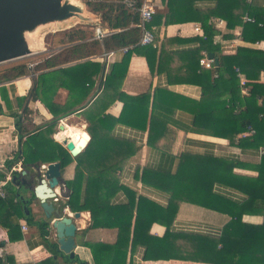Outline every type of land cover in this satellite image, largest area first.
Instances as JSON below:
<instances>
[{"label": "trees", "instance_id": "obj_1", "mask_svg": "<svg viewBox=\"0 0 264 264\" xmlns=\"http://www.w3.org/2000/svg\"><path fill=\"white\" fill-rule=\"evenodd\" d=\"M132 9L125 7L120 0H106L103 3H90L88 9L100 16L101 28L105 33L95 37L92 27H78L65 32L58 44L62 49L44 58L32 67L33 86L21 98H17L14 112L19 151L7 169L17 162L32 163L38 169L43 163H60L61 169L75 163L74 175L66 182L68 201L66 205L73 213L89 212L88 229H115L116 241L109 243L84 242L89 247L93 264H126L129 250L137 246L144 248V261L182 260L205 264H264V220L260 225L242 221V214L235 211L237 206L251 209L264 208V51L238 48L235 55L218 56L213 69L200 68V51L214 50L213 39L217 34L212 20L219 18L227 29L242 24L241 18L248 15L255 23L243 25V40L249 43L264 41V25L258 26L264 16V0H162L165 13H154L146 28L152 32L153 26H170L197 23L203 31L204 39L197 38L199 49L191 54H183L187 61L185 78L180 82L198 84L203 96L194 103L169 91L156 90L154 95L130 96L120 91L132 54L145 57L151 73H169L163 70V56H157V39L149 45H139V7L142 0H135ZM207 1L211 6L201 7L198 3ZM153 34V33H152ZM167 42V41H166ZM165 46V42L162 44ZM120 62L111 64L106 72L104 62L99 59L106 54L122 52ZM159 63L155 69L156 58ZM238 68L246 80L248 93L241 95ZM156 70V71H155ZM27 65L20 64L0 73V84L29 75ZM100 79L102 88L98 96L89 104L94 93L95 80ZM59 89L68 92L64 104L55 102ZM96 95V94H94ZM0 101L11 109V99L4 86L0 87ZM115 101L122 103L118 117L106 113ZM28 102H40L51 114L48 122H32L36 113ZM164 102L192 113L193 121L189 132L228 141V146L249 149L259 155L257 165L238 159L220 157L213 152L184 151L174 169L160 170L137 166L134 179L142 185L168 195L167 205L162 206L138 194L120 183L119 173L124 164L133 158L140 146L135 140L122 137L114 132L117 125L144 132L150 116H158L172 125L176 123L154 111V104ZM88 103V104H87ZM151 109L149 110V107ZM191 107V108H189ZM82 112L89 133V141L76 156L53 140L57 122L75 112ZM0 104V115H2ZM32 114V115H31ZM22 116V117H21ZM262 116L261 119L258 117ZM35 128L28 131L26 125ZM252 127L251 137L239 138ZM235 169H246L257 173L255 177L235 173ZM0 178H4L0 176ZM216 185L224 186L246 197L238 204L214 192ZM10 191L7 190V195ZM124 193L125 202H115L118 193ZM7 198V196H6ZM5 200L0 201V207ZM21 203V202H20ZM189 204L201 209L214 211L229 217L221 235L213 237L189 232H174L171 227L176 219L180 204ZM20 211V210H19ZM29 225H37L44 236L45 245L53 256L41 264H85L68 257L57 259L60 252L56 244L48 240V224L33 221L31 213L26 216L20 211ZM165 227L162 237L150 234L153 224ZM8 232L13 227H8ZM9 237V240H18ZM63 258V257H62ZM0 264H14L7 256L0 258Z\"/></svg>", "mask_w": 264, "mask_h": 264}, {"label": "crops", "instance_id": "obj_2", "mask_svg": "<svg viewBox=\"0 0 264 264\" xmlns=\"http://www.w3.org/2000/svg\"><path fill=\"white\" fill-rule=\"evenodd\" d=\"M153 3L155 13L166 12V7L162 0H154ZM211 5L213 4L207 1L198 3V6L201 7ZM219 21L221 23H219ZM212 23L217 33L213 39L212 47L214 50L209 52L202 50L200 51L201 56L205 54L208 57L209 53H212L217 59L219 55L232 56L236 54L238 48H250L264 51V41H260L262 43L257 46L255 43H249L243 40V22L233 29H227L225 22L219 18L213 19ZM195 27H198L200 32L203 33L201 27L197 23L153 26L152 33L157 39V56H159L161 52L164 53V55H162L164 58L163 70L167 71L169 75L164 72L151 73L145 57L133 53L129 60L126 76L123 79L120 91L130 96L147 93L153 96L154 92L159 89L169 91L194 103L200 102L203 96L201 87L198 86V84H187L179 81L185 78L184 76L187 72V61L186 59H182L183 54H191V52L198 50L200 47L196 39L202 38V35L194 31ZM202 39H204V37ZM164 42L165 46L163 45L162 47ZM60 49H62V47H60ZM123 55L124 54L119 51L113 53V55L104 56L99 59L101 62H104V71L106 72L111 64L120 62ZM49 56H51V54L47 55V57ZM156 59L155 69L159 63V57ZM36 64L37 63H35V65ZM31 71L28 76L0 84V87L4 86L7 94H9L12 107L8 109L5 103L0 101L3 111L2 115H0V163L3 161H12L15 153L19 151L17 131L15 128L16 120L12 115L14 112L18 114L21 111L17 107L16 99L24 97L33 86L34 74ZM260 81L264 82L263 72L260 74ZM94 87V92H96L94 94L96 95L92 94L93 96L88 99L89 104L101 91L102 82L100 79L95 80ZM240 89L242 96L247 95L248 89L246 87ZM67 95L68 92L65 89H59L55 97V102L64 104ZM27 106L36 113L32 122L39 124L41 122H48L52 119L51 114L40 102H28ZM150 109L151 106L149 107V110ZM153 109L156 113L172 119L176 123V126L160 119L158 116H150L147 120L146 130L144 132L133 130L122 125H117L114 130L116 134L122 137L135 140L137 145L140 146L138 153L124 164L119 173L120 183L136 190L138 194L146 196L162 206L167 205V194L142 185L139 181L134 179V173L137 166H147L160 170H168L169 168L174 169L178 159L181 158L185 150L193 153L213 152L216 156H229L230 158L238 159L252 165H257L259 163V152L249 149L232 148L228 146V141L224 139L192 133L189 132V130L186 131V129L191 127L193 121V115L188 111L189 109L180 110L176 106H169V104H164V102H157L154 104ZM121 110L122 103L115 101L107 108L106 113L118 117ZM81 113L80 111L75 112L59 120L58 123L62 124L64 127L70 125L72 127L86 129L87 133L88 123ZM258 118L261 119L262 116ZM87 135L90 137L89 133H87ZM238 137H246V135L242 134ZM62 140L63 139H60L61 142ZM86 143L87 141H85L83 146ZM35 163L42 164L39 166V173L43 176V171H45V167L43 166L49 163H43L41 160ZM20 167L26 174H20L18 177L20 180L26 178L30 183V187L27 189H18L12 185L14 187L13 194V190H11L9 186L10 184L7 186V190L10 191V194L7 195L4 201L5 205L0 207V258L4 259L9 256L14 264H41L43 261L50 259L53 254L45 245L44 236L39 227L37 225H29L26 219L20 215V211L24 212V206L30 211L33 221L48 224V240L50 243L57 245L56 237L53 238L52 228L50 226L51 221L45 220L46 218L39 207V203L33 196V189L36 184L39 183L37 181L38 171L32 166V163L25 165L21 163ZM74 168L75 163L72 162L67 167L61 169L59 185L54 188L57 198L56 204L60 207L59 209L62 211V216L63 214L67 216V214L63 212L65 208H67L72 217L74 214L73 212V214L71 213L63 198L69 194L66 182L73 179ZM234 172L253 177L257 175L256 172L246 169H235ZM7 175V167L6 171L5 169H0V176L5 178ZM4 178H0V181H3ZM214 192L238 204H241L246 199L244 195L221 185H216L214 187ZM17 193L22 197V200L20 196L16 195ZM114 201L125 202L126 196L124 193L120 192L116 195ZM235 211L241 213L242 221L248 224L260 225L264 220V208L251 209L237 206ZM24 215H26L25 212ZM228 220L229 217L227 215L182 203L179 206L176 219L171 229L174 232H189L218 237L221 235L222 228ZM72 223L76 227L73 258H69L68 255L61 253L60 257L57 259L59 262L61 261L60 259L68 257L69 259H77L85 264H93L91 251L84 242L112 244L116 241L117 231L115 229H88L90 225L89 212H80L78 218H72ZM21 224L26 225L25 231L21 230ZM9 226L13 227V229L8 232ZM165 230V227L155 223L150 228V234L160 238L164 235ZM10 236L13 238L20 236V239L12 241L9 240ZM143 254L144 248L141 246L135 247L132 251L129 250L126 257V264H205L182 260L144 261ZM53 257L57 258L55 255Z\"/></svg>", "mask_w": 264, "mask_h": 264}, {"label": "water", "instance_id": "obj_3", "mask_svg": "<svg viewBox=\"0 0 264 264\" xmlns=\"http://www.w3.org/2000/svg\"><path fill=\"white\" fill-rule=\"evenodd\" d=\"M101 24L100 16L91 12L81 0H0V65L44 52L46 49L43 45V36L40 38L38 34L49 28L61 27L63 30L59 32L64 34L78 27L100 29ZM208 58L215 64L218 63V59L212 53L208 54ZM63 128L64 126L59 123L55 136ZM54 138L71 157H76L81 152L76 150L75 145H72L67 139L60 142L56 137ZM43 167H45L44 179H39V173L37 179L40 186H45L50 191L46 202L56 199V194L52 189L59 185V182L54 185L52 183L61 178V167L58 162L49 163ZM25 174V171L21 172V175ZM10 183L18 189L30 187L27 179L20 180L18 175H12ZM37 189L38 185L33 189V196L36 201H39V206L42 208L43 200L36 198ZM16 195L20 196L18 193ZM20 199L22 200L21 196ZM54 205L56 204L54 203ZM56 208L58 211L51 213L45 220L51 221V228L56 229L58 250L68 255L69 258H73L76 227L72 223V218H78L79 213H74L73 217L64 214L62 216L60 207L56 206ZM24 212L28 215L30 211L24 206ZM52 222H54L53 225Z\"/></svg>", "mask_w": 264, "mask_h": 264}, {"label": "built area", "instance_id": "obj_4", "mask_svg": "<svg viewBox=\"0 0 264 264\" xmlns=\"http://www.w3.org/2000/svg\"><path fill=\"white\" fill-rule=\"evenodd\" d=\"M106 0H87V2L90 3H103ZM121 3L127 7L132 9L136 3L135 0H120ZM154 0H142L141 5L139 7V17H140V22H139V28H140V38H139V45L145 46V45H149V44H153L154 43V37L152 32L146 28V25L150 22L153 14L155 13V7H154ZM242 22L245 23H255V19L248 16V15H244L242 17ZM219 23H221L219 21ZM264 25V18L263 21L258 23L259 27H262ZM194 31L197 33H200L203 36V33L200 32L198 27L194 28ZM105 35V33H103L100 29H96L95 30V37L97 38H101ZM257 46L259 44H261L262 42L260 41H256L254 42ZM126 51V49L122 50V53H124ZM113 55V53H109L106 54L105 56H110ZM34 66V64L30 63L27 65L28 70H32V67ZM199 66L201 68L204 69H213L214 68V61L210 60L205 54H203L201 56V59L199 60ZM29 71V72H30ZM235 72L237 74V77L239 79V87L240 88H244L245 87V78L242 74H240L238 68H235ZM32 75V74H31ZM245 93V91H244ZM254 134V129L252 127H249L248 131L243 134L246 135V137H251ZM246 137H241V138H246ZM240 138V137H239ZM263 154V149L260 148L259 149V155ZM21 162H17L14 165H12L9 169H8V175L5 176L3 181H0V201L5 200L6 196H7V186L10 183V179L12 175H20L21 172L23 171L20 167ZM67 194V193H66ZM64 201L67 202L69 195H66L63 197ZM21 230L25 231L26 230V225L25 224H21Z\"/></svg>", "mask_w": 264, "mask_h": 264}, {"label": "rangeland", "instance_id": "obj_5", "mask_svg": "<svg viewBox=\"0 0 264 264\" xmlns=\"http://www.w3.org/2000/svg\"><path fill=\"white\" fill-rule=\"evenodd\" d=\"M81 2L86 4V0H81ZM62 30L63 29L61 27H56V29L49 28V29H47V30H45L43 32H40L38 34V37L41 38L43 36V38H42L43 42H44L43 45H44V48L46 50L44 52H41L40 54H38L36 56L27 57V58H24V59H21V60H17V61H12V62H9V63H6V64H1L0 65V73L3 72L4 70L10 68V67H13V66H16V65H20V64L28 65V64L32 63V64L35 65V63H38L41 60H43L44 58H46L48 54L52 55V54L55 53V51H59L60 47L63 46V45L58 44L59 39L64 37L63 32H59V31H62ZM54 31H55V33H53ZM37 121H39V120H37ZM58 125H59V123L57 122V125H56V127L54 129V133H53V140L54 141H56L54 137H56V139H57V136H55V131H57ZM26 128H27V130L29 132L35 130V128L30 126V123L26 125ZM84 130L86 131V129H84ZM57 140L60 141V139H57ZM87 140L88 139H86V141ZM84 143H85V141L82 142V144H84ZM82 144H80V145H82ZM7 162L8 161H3L2 163H0V169H5V171H6ZM36 162H38V161H36ZM43 176H44V174H43ZM9 186H10L11 190H13L12 192L14 194V187L12 186V184H10ZM24 188H26V187H24Z\"/></svg>", "mask_w": 264, "mask_h": 264}, {"label": "bare ground", "instance_id": "obj_6", "mask_svg": "<svg viewBox=\"0 0 264 264\" xmlns=\"http://www.w3.org/2000/svg\"><path fill=\"white\" fill-rule=\"evenodd\" d=\"M67 126H70V125H67ZM74 126V125H73ZM72 127V126H71ZM64 129V128H63ZM63 131V130H62ZM66 139V138H65ZM84 141H86V140H84ZM83 141V142H84ZM88 141H89V139L87 140V143H88ZM61 142V141H60ZM86 143V144H87ZM80 144H82V143H80ZM80 144H78V145H75V149H79V148H81V149H79L80 151H82L83 149H84V147L86 146V144L83 146V144L82 145H80ZM37 171H38V173H39V168L38 169H36ZM39 175H40V173H39ZM39 179H44L43 178V176H42V174L39 176ZM59 179V178H58ZM37 181H39V180H37ZM56 182H59V180L58 181H55V182H53L52 184L54 185V184H56ZM36 185H38V189H37V196H36V198H41V200H43V206H42V208L40 207V209H41V211H42V213H43V215L45 216V218H47L48 216H50V214L51 213H53L54 211H58V209L56 208V206H57V204H56V199L54 198L53 200L52 199H50L49 201H46L45 202V200L46 199H48V197H49V195H50V191L49 190H47V188L45 187V186H40V183H37ZM57 186V185H56ZM53 190V192L56 194V192H55V189H52ZM38 203H39V201H38ZM54 203L56 204V205H54ZM64 213L65 214H67V216H70L71 217V215L69 214V211L67 210V208H65L64 209ZM54 221V220H53ZM53 223L54 222H52V225H53ZM52 233H53V238L54 237H56V235H57V233H56V229L53 227L52 228Z\"/></svg>", "mask_w": 264, "mask_h": 264}, {"label": "clouds", "instance_id": "obj_7", "mask_svg": "<svg viewBox=\"0 0 264 264\" xmlns=\"http://www.w3.org/2000/svg\"><path fill=\"white\" fill-rule=\"evenodd\" d=\"M67 139L72 145H78L84 140L89 139L86 131L82 128L65 126L63 131L57 134V139ZM11 184V183H9Z\"/></svg>", "mask_w": 264, "mask_h": 264}]
</instances>
